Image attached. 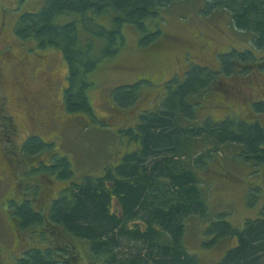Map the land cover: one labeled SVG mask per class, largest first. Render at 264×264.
Masks as SVG:
<instances>
[{
	"label": "trees",
	"instance_id": "16d2710c",
	"mask_svg": "<svg viewBox=\"0 0 264 264\" xmlns=\"http://www.w3.org/2000/svg\"><path fill=\"white\" fill-rule=\"evenodd\" d=\"M182 1L185 0H42L41 9L20 16L13 31L22 42L34 41L40 50L61 53L67 69L61 103L65 112L105 125L87 99L89 75L100 59L109 60L117 54L124 42L122 26L138 30L139 49L155 45L160 30L156 22L154 32L148 35V21L155 22L158 11ZM198 2L204 16L216 11L226 13L230 28L249 37L250 50L219 52L216 69L186 61L187 67L165 74L163 82L152 78L165 92L159 107L140 111L132 127L119 130L128 150L121 152L115 165L107 166L99 176L84 177L80 185L71 183V164L65 157H53L55 151H49L53 154L52 166L42 165L39 159L27 173H21V178L17 176L26 158H35L51 147L38 134L28 137L19 155L14 154L15 167L8 178L15 185L5 194L16 242L26 250L21 251L18 264H80L73 240L85 242L100 264H200L182 245L185 219L207 217L197 170H204V158L211 157L212 149L219 146L239 149L245 164L264 166V123L252 119L247 112L246 121L227 114L220 121L197 123L196 110L202 104L200 99L216 90L215 79L234 74L246 77L256 63L264 68V60L257 61L254 56V51L264 47V0ZM103 17L108 18L107 28L96 20ZM96 41L98 58L93 55ZM138 85L113 89L111 101L120 108H129L138 99ZM228 87L241 94L239 84ZM254 95L257 93L250 97ZM245 101H239L241 106ZM251 102L246 103L248 112L261 117L264 100ZM199 140L210 144V148H204L206 157L181 161ZM7 156L12 160L13 155ZM61 181H69L67 187L50 199L52 186ZM42 230L51 235L55 247L40 249L20 239L24 231L46 238ZM207 231L211 238L208 247L227 238L234 243L215 264H264V206L241 229L219 218L207 224Z\"/></svg>",
	"mask_w": 264,
	"mask_h": 264
},
{
	"label": "rangeland",
	"instance_id": "374dc122",
	"mask_svg": "<svg viewBox=\"0 0 264 264\" xmlns=\"http://www.w3.org/2000/svg\"><path fill=\"white\" fill-rule=\"evenodd\" d=\"M42 5V0H0V72L3 76L0 81V117L10 118L18 134L16 140L14 135L10 137L13 143H3L0 153L5 154V161L11 160L7 152H18L19 155L16 149L36 134L47 146L51 145L35 158H26L24 168L15 173L20 178L21 173H27L28 167L35 166L39 159L42 165L52 166L53 154L49 151L56 152L53 156L56 159L65 157L69 160L73 174L71 183L80 185L88 175L99 176L128 150L119 130L132 127L140 111H155L159 107L165 92L154 84L152 78L163 82L167 77L165 74L187 67L186 61L216 69L219 52L250 50L249 37L230 28L226 13L216 11L204 16L199 12L198 0H185L158 11L155 22L147 23L148 35L154 32L156 22L160 30L159 41L150 47L139 49L138 30L124 25L121 28L124 42L117 54L109 60L100 59L88 77V102L92 104L93 112L106 123L99 125L82 116L67 114L61 107L63 90L67 86V69L61 53L52 49L40 50L34 41L22 42L14 34L17 19L26 13H37ZM96 20L101 26L109 27L107 17ZM89 38L95 40L93 36ZM94 51V57L98 58V41ZM254 56L257 61L264 60V47L254 51ZM248 73L243 78L234 74L230 78L215 79L213 83L218 84L215 85L216 90L200 99L202 104L196 110L197 123L207 119L220 121L227 114L244 120L245 112L252 119L264 123V114L256 118L246 107V103L251 105V99L264 100V68L256 63ZM136 83L139 84L138 99L132 106L120 108L111 101L113 89L132 87ZM231 84H239L241 94L227 88ZM241 99H246L244 109L239 102ZM205 147L210 148V144L197 141L190 155L187 152L188 157L181 161L194 162L205 155ZM211 153V157L204 158L207 159L204 170H197L206 200L207 217L204 220L187 217L182 239L184 251L196 256L200 264H215L234 244L233 239L227 238L208 247L211 238L207 224L210 221L223 218L232 227L241 229L246 221L255 219L264 206V166L243 163L242 153L233 146H219ZM8 175V170L0 162V264H18L21 251L26 250L19 248L22 243L16 242L7 213L5 194L11 192L15 185ZM68 182H56L50 199L58 197ZM30 233L24 231L20 234L26 245L40 249L56 246L47 232L46 238ZM71 243L77 245L80 264H100L91 256L85 242L73 240Z\"/></svg>",
	"mask_w": 264,
	"mask_h": 264
},
{
	"label": "flooded vegetation",
	"instance_id": "af4514ba",
	"mask_svg": "<svg viewBox=\"0 0 264 264\" xmlns=\"http://www.w3.org/2000/svg\"><path fill=\"white\" fill-rule=\"evenodd\" d=\"M2 73L0 72V81L2 79L3 76H1ZM2 83V82H0ZM15 136V140L17 139V133H16V127L13 123V121L8 118L7 116H3L0 117V147L3 145L4 142L7 143H13L14 141L10 138L12 136ZM8 139V140H7ZM27 140V139H26ZM26 140L22 143L21 147H19L18 150L20 152L22 146L24 145V143L26 142ZM14 148H12L13 150ZM9 155H14L17 154L18 152H11L8 151L7 152ZM5 154L0 153V162L2 163V166L4 167L5 170H8V174L10 175L12 173L13 170V163H15V160H7L5 161Z\"/></svg>",
	"mask_w": 264,
	"mask_h": 264
}]
</instances>
